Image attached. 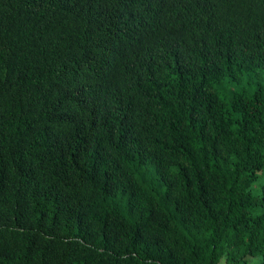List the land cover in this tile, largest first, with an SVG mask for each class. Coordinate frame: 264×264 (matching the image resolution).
Here are the masks:
<instances>
[{
	"label": "trees",
	"instance_id": "16d2710c",
	"mask_svg": "<svg viewBox=\"0 0 264 264\" xmlns=\"http://www.w3.org/2000/svg\"><path fill=\"white\" fill-rule=\"evenodd\" d=\"M264 256V0H0V264Z\"/></svg>",
	"mask_w": 264,
	"mask_h": 264
},
{
	"label": "rangeland",
	"instance_id": "374dc122",
	"mask_svg": "<svg viewBox=\"0 0 264 264\" xmlns=\"http://www.w3.org/2000/svg\"><path fill=\"white\" fill-rule=\"evenodd\" d=\"M221 264H226V260H223ZM249 264H264V256L258 255L254 258H252L249 262Z\"/></svg>",
	"mask_w": 264,
	"mask_h": 264
}]
</instances>
